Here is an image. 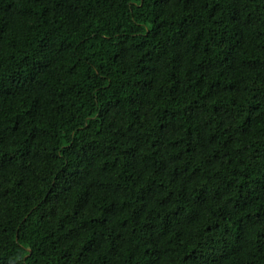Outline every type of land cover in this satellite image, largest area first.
<instances>
[{
    "label": "trees",
    "instance_id": "obj_1",
    "mask_svg": "<svg viewBox=\"0 0 264 264\" xmlns=\"http://www.w3.org/2000/svg\"><path fill=\"white\" fill-rule=\"evenodd\" d=\"M0 264H264V0H0Z\"/></svg>",
    "mask_w": 264,
    "mask_h": 264
}]
</instances>
